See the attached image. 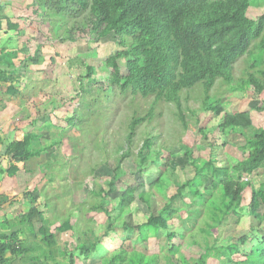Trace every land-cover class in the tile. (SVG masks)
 Here are the masks:
<instances>
[{
  "label": "rangeland",
  "instance_id": "374dc122",
  "mask_svg": "<svg viewBox=\"0 0 264 264\" xmlns=\"http://www.w3.org/2000/svg\"><path fill=\"white\" fill-rule=\"evenodd\" d=\"M34 2L23 0L21 3V8H25V13H28L24 16V23H29L27 32L31 35L25 43L27 53L14 60L17 74L8 77L9 83L16 87L19 94L5 93L4 86L0 87V114L5 124L10 125L7 135L20 132L23 137L29 133L40 136L38 145L44 150L33 165L34 171L37 168L38 173L31 179V187L34 184L36 187L32 189L35 194L30 196L32 206L42 213L45 226L57 229L54 233L55 244L49 248V255L56 257L57 251L63 250L65 255L72 257L74 264H104L101 258H107L113 249L121 246L128 252L136 249L145 254H156L159 256L158 264H164L165 231H160L157 237H149L141 245H134L121 229L116 228L114 234L119 239L114 238L116 243L111 241L112 232L104 237L107 218L113 222L120 219L132 226L150 214H156L162 203L169 201L168 197L175 187L193 176L190 160L184 156L185 150H190L193 158L211 157L215 165L234 164L241 159L237 147L243 139L234 131L227 132L226 136L221 133L217 127L220 116L216 117L203 108L205 100L200 86L180 92L185 125L175 117L176 110L172 103L155 101L153 97L123 96L117 90L112 92L110 87H105L108 73L104 59L121 49L114 38L108 36L93 42L87 32L81 33V26H74L70 34L72 38L68 41L63 38L65 25L59 31L60 27L50 29L46 23L45 16L58 19L56 15L52 17L50 14L55 11L47 13L40 6L35 7ZM33 10L36 15L32 18L29 13ZM263 14L264 0H250L247 18L256 22ZM260 40L261 37L254 40L249 48L250 54L246 53L234 64L235 80L230 84L217 81L208 99L209 103L218 101L227 113L248 112L255 128H264V89L257 97L251 90L237 89V81L249 70V63L260 56L257 49ZM36 44L40 46L43 61L21 65L20 61L32 53ZM117 62L120 73L124 75V59ZM87 66L94 68L89 78L86 77ZM255 108L262 111L257 112ZM150 109L152 120L137 127L128 157L118 160L121 149L125 147L129 121L132 117L146 114ZM7 135L6 139L11 138ZM149 135L156 137V140L150 150L145 152V162L141 164L135 153L142 140ZM224 142L227 144L222 147ZM113 171L120 178L113 192L102 201L93 192L107 190ZM157 177L169 184L163 192L152 190L149 209L134 201L120 216L117 215V200L124 186L140 185L146 189ZM251 180L254 187L264 181V163ZM204 186L206 188L209 184L205 183ZM208 191L202 192L208 194ZM182 197L168 202L172 209H186L182 217L173 216L168 230L184 233L180 252L189 262H193L201 251L197 246L190 245L189 236L194 235L197 241L203 242L204 235L199 231V216L186 206L190 202L186 189ZM243 197L244 209L248 202L247 190ZM100 204L102 209L97 208ZM66 222L71 224V229L66 228L69 232L60 230ZM249 224L252 225L251 219L243 213L239 217L227 216L217 245L234 241L246 233ZM39 226L36 221L35 228ZM134 235L135 232L131 238ZM213 239V236H209L208 243L212 244ZM81 242L96 244L86 261L76 250V245ZM112 243L115 246H111ZM41 255L38 253L37 257ZM206 264H217V261L207 258Z\"/></svg>",
  "mask_w": 264,
  "mask_h": 264
},
{
  "label": "trees",
  "instance_id": "16d2710c",
  "mask_svg": "<svg viewBox=\"0 0 264 264\" xmlns=\"http://www.w3.org/2000/svg\"><path fill=\"white\" fill-rule=\"evenodd\" d=\"M32 1H35L33 4L35 7L40 6L44 11L47 10V13L55 11L50 14L52 17L56 15L58 19L45 16L46 23L50 29L60 27L59 31L65 25L63 38L68 41L72 38L70 34L71 30L75 29L74 26H81V33L87 32L92 36L93 42L108 36L114 38L121 49L104 59L108 73L105 76L107 82L105 87H110L112 92L117 90L123 96L153 97L155 101L172 103L176 110L175 117L185 125L180 92L200 86L205 100L203 108L214 113L216 117L220 116L217 127L221 133L226 136L229 131H234L243 139L242 144L237 147L241 159L234 164L215 165L211 157L193 158L190 150L184 151V156L189 158L193 168V176L175 187L172 195L168 197V202L176 198L183 199L182 192L186 189L190 197V202L186 203V206L192 208L201 220L199 231L204 235L203 242L197 241L194 235L189 236L190 245L197 246L201 251L193 262H189L180 252L182 240L185 238L184 233L168 230L173 216L182 217L186 209L184 207L172 209L168 202H163L156 214H150L132 226L120 219L113 222L107 218L104 237L112 232L111 241L117 243L114 231L119 228L126 237L128 236L131 243L141 245L149 237H157L160 231H165L164 264H206L207 258L215 259L217 264H264V181L254 187L251 180L264 163V128L253 127L250 115L246 111L227 113L218 101L208 102L211 89L217 81L230 84L235 80L234 64L246 53L250 54L252 42L260 37L257 46L260 56L249 63V70H246L237 81V89L251 90L257 97L263 92L264 14L256 22L248 19L246 12L250 7V0ZM33 11L32 14L35 16L36 11ZM1 24L0 20V30ZM5 26L7 30H17V25L9 21H6ZM25 45L20 50L6 51L0 48V87L4 86L6 93L12 95L19 94V91L9 83L8 77L13 75L17 68L14 60L17 59L18 53L21 55L27 53ZM40 54V46L36 44L32 53L25 55L20 64H39L43 61ZM119 59L125 61L124 75L119 70L117 62ZM86 71V77L89 78L94 68L87 66ZM255 110L262 111L260 108ZM151 120V109L142 116L131 118L124 139L125 147L121 149L118 160L128 157L137 127ZM245 130L249 132L246 133ZM154 140L156 137L152 135L142 140L135 153L139 163L145 162V152L150 150ZM226 144L227 142H224L221 146L224 147ZM43 150L44 148L38 145V136L31 133L26 134L20 141L7 143L4 155L8 156L10 163L3 174L7 177L14 176L18 168L22 167V164L18 167L14 163H23L38 156ZM119 178V174L113 171L107 190L104 192L99 189L93 193L103 201L113 192ZM205 183L209 184L206 188ZM168 184L165 179L157 177L146 189L140 185L124 186L117 200V215L120 216L134 201L142 203L149 209L152 190L158 189L163 192ZM207 190L208 194L203 193ZM245 190L248 191V202L243 209ZM97 208L102 209V204ZM242 213L247 215L252 223L248 225L246 233L230 243L217 245L226 217L229 215L239 217ZM23 221L28 225L33 221L40 223L37 233L41 237L42 245L48 250L55 244L54 231L57 229L45 226L42 213L34 206L29 209ZM66 228L71 229L69 222L64 223L60 230H67ZM134 232L135 235L131 238ZM209 236L214 238L212 244L207 241ZM95 245L81 242L76 245V250L86 261L89 253L95 250ZM111 246L115 245L112 243ZM7 247L2 248L0 245V263L2 251ZM101 262L158 264L159 256L145 254L136 249L128 252L120 246L116 250L113 249L107 258H101ZM68 264H74L71 256L68 258Z\"/></svg>",
  "mask_w": 264,
  "mask_h": 264
},
{
  "label": "crops",
  "instance_id": "0c3cea01",
  "mask_svg": "<svg viewBox=\"0 0 264 264\" xmlns=\"http://www.w3.org/2000/svg\"><path fill=\"white\" fill-rule=\"evenodd\" d=\"M10 1L0 0V20L2 21L0 48L6 51L24 48L26 39L31 35L27 32L29 23L27 25L24 23V16L28 13H25V8H21L23 0ZM29 14L31 17L33 16L31 11ZM6 21L16 24L19 29L16 31L7 30ZM19 55L21 54L18 53ZM13 74L17 73L13 72ZM4 112H6V109L3 110V114ZM5 123V119L1 118L0 114V245H2V248L8 246L2 251L1 264H68L66 258H69V256L68 254L65 255L63 250L57 251V256H62V258L50 257L48 248L42 245L41 237L37 233L39 227L35 228L36 221H33L31 225L23 221L33 204L31 198L35 193L32 189H35L36 184L31 187L30 183L31 179L35 178L38 173L37 168L35 169L36 172L33 169L38 157L29 158L23 163L12 162L18 167L22 164L21 169L18 168L12 177L3 174L10 163L8 156L4 155L6 144L12 141H20L23 138V134L20 132L7 135L10 125ZM32 134H36L39 140L40 136L37 133ZM6 135L11 136V138L7 137L6 139ZM39 177L41 178V176ZM36 210L39 212L38 209ZM37 223L40 225L39 222ZM38 253H42L39 258L37 257Z\"/></svg>",
  "mask_w": 264,
  "mask_h": 264
}]
</instances>
